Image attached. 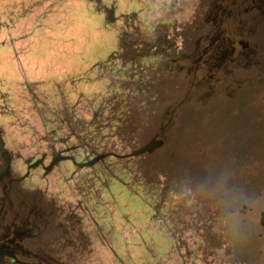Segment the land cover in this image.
<instances>
[{"label": "rangeland", "instance_id": "obj_1", "mask_svg": "<svg viewBox=\"0 0 264 264\" xmlns=\"http://www.w3.org/2000/svg\"><path fill=\"white\" fill-rule=\"evenodd\" d=\"M263 210L264 0H0V236L264 264Z\"/></svg>", "mask_w": 264, "mask_h": 264}, {"label": "flooded vegetation", "instance_id": "obj_2", "mask_svg": "<svg viewBox=\"0 0 264 264\" xmlns=\"http://www.w3.org/2000/svg\"><path fill=\"white\" fill-rule=\"evenodd\" d=\"M260 218L262 219L264 228V210L260 212ZM45 241V238L32 232H20L14 240L8 236H0V261H3V264H61L60 257L56 256L54 249L46 247L52 241ZM58 243L61 251L68 252V254L72 253V249H69L67 244ZM54 245H57V243H54ZM34 252H40L49 258L54 257L56 258L55 262L48 263L45 260H43L44 262L42 260L31 261V257L35 255ZM61 254L62 252L58 253L59 256Z\"/></svg>", "mask_w": 264, "mask_h": 264}, {"label": "bare ground", "instance_id": "obj_3", "mask_svg": "<svg viewBox=\"0 0 264 264\" xmlns=\"http://www.w3.org/2000/svg\"><path fill=\"white\" fill-rule=\"evenodd\" d=\"M1 264V263H0Z\"/></svg>", "mask_w": 264, "mask_h": 264}]
</instances>
